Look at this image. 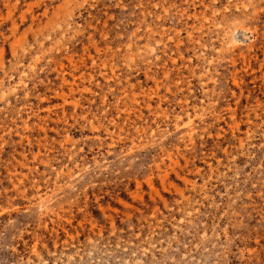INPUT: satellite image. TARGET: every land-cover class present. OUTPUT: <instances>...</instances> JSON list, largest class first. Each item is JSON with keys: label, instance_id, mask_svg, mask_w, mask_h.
<instances>
[{"label": "rangeland", "instance_id": "1", "mask_svg": "<svg viewBox=\"0 0 264 264\" xmlns=\"http://www.w3.org/2000/svg\"><path fill=\"white\" fill-rule=\"evenodd\" d=\"M0 264H264V0H0Z\"/></svg>", "mask_w": 264, "mask_h": 264}]
</instances>
